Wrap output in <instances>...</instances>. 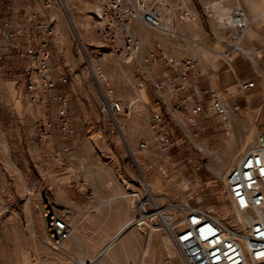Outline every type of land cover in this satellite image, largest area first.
Listing matches in <instances>:
<instances>
[{
  "label": "rangeland",
  "instance_id": "obj_1",
  "mask_svg": "<svg viewBox=\"0 0 264 264\" xmlns=\"http://www.w3.org/2000/svg\"><path fill=\"white\" fill-rule=\"evenodd\" d=\"M64 1L46 7L49 13L34 20L51 21L56 34L52 38L43 29L41 35L44 39L51 38L52 77L66 78V81L58 80L53 87H44L36 71L35 57H20L18 71L26 77L30 104L23 103V96L15 100V94L2 91L0 95V264H72L75 261V258L65 259L57 251L46 216L51 211L71 214L56 207L52 198L57 193V175L61 176L64 167L72 162L89 161L92 165L86 173L105 172L111 174V179L115 171L110 165L114 159L129 162L134 165L136 180L142 183L143 192L147 185L155 194L189 201L194 207L227 215L235 221L239 215L225 196L224 176L235 164L238 154L264 132V100L260 113L254 110L243 115L240 106L227 123L208 107L196 122L190 120L191 115L162 109L163 121L155 123L156 112L141 100L145 99L144 93L137 94L131 88L132 77H136L140 66L124 61L117 56L118 52L111 54L112 48L98 39L89 1L68 0L69 10ZM26 64L31 65L29 72L22 71ZM0 74L3 78L11 76L5 71ZM116 85L122 95L130 98L125 106L137 100L131 106V117L120 115L117 123L103 110L100 90V87ZM24 93L23 90L21 94ZM62 95L68 99L73 133L68 132L58 114ZM95 99L100 105L92 112L94 118L85 122L83 101L90 105ZM44 123L47 124L45 135ZM163 127L170 133L169 152L163 150L162 140L155 138ZM142 142H148V148H142ZM70 184H74L70 192L78 194L76 183ZM125 184L130 185L128 181ZM63 189L65 193L68 190ZM70 221L73 223L72 218ZM163 235L165 242L166 235ZM169 247L172 260L184 264L179 250L173 244Z\"/></svg>",
  "mask_w": 264,
  "mask_h": 264
},
{
  "label": "crops",
  "instance_id": "obj_2",
  "mask_svg": "<svg viewBox=\"0 0 264 264\" xmlns=\"http://www.w3.org/2000/svg\"><path fill=\"white\" fill-rule=\"evenodd\" d=\"M181 2L185 3L191 17L176 10ZM169 3L175 8L172 14L174 34L155 30L138 20L129 26L130 34L142 43L141 48L134 59L117 56L140 66L138 74H141L132 77V91L143 92L145 99L141 100L155 112L165 109L191 115L196 104L207 106L216 94L224 102L239 103L243 115L254 110L260 113L263 109L261 83L264 81V0H169ZM210 3H216L215 11L207 16L205 7ZM237 4L243 7L250 22L242 41L243 52L234 49V29L222 20L225 9ZM45 8L40 0H0V73L5 71L6 75H11L9 78L0 76V95L2 91L15 94V100L23 96L25 105L30 104L31 92L26 88V77L18 71L22 60L10 51L9 42L2 36L3 25L8 19L13 25L21 24L25 28L21 38L25 41L28 33L35 29L29 19L49 13ZM113 52L117 50L110 51ZM172 61H180L181 65L173 66ZM187 61H191L187 76L181 78ZM251 80L256 84L242 89V83ZM170 82L176 83L174 89L169 86ZM158 83H164L162 89L156 87ZM181 85H184L183 89L179 88ZM119 89L118 97L126 105L130 98L122 95ZM187 95H191L193 101L177 109ZM95 101L90 105L83 101L85 122L94 118L96 105H100L97 99ZM91 165L89 161L72 162L55 179L57 193L52 202L62 212L71 213L69 216L75 226L71 237L58 249L61 255L65 259L100 255L98 260L102 264H181L172 260L170 245L164 242L163 232L156 231L147 237L135 227L127 228L135 217V199L130 191L143 192L142 183H137L134 165L114 159L110 165L115 171L113 179L105 172L99 175L86 173ZM70 182L76 183L78 194L70 192L74 185ZM63 187L68 189L66 193ZM88 189L90 194H87Z\"/></svg>",
  "mask_w": 264,
  "mask_h": 264
},
{
  "label": "built area",
  "instance_id": "obj_3",
  "mask_svg": "<svg viewBox=\"0 0 264 264\" xmlns=\"http://www.w3.org/2000/svg\"><path fill=\"white\" fill-rule=\"evenodd\" d=\"M47 8L56 1L40 0ZM91 3V11L96 19V34L104 45L117 50L120 57L134 59L138 54L141 44L129 32V26L134 21L143 22L155 30L174 34L175 19L172 16L175 11L169 0H87ZM216 3H210L205 7V14L212 15ZM176 10H180L186 17H191L181 2ZM225 25L234 29V49L243 52L242 41L244 34L250 26L243 7L237 4L225 9L222 17ZM35 25V29L27 35V40H22L25 28L11 24L8 19L2 30V36L9 42V49L18 57H35L36 71L42 85L51 88L59 81L66 78L52 77L53 68L50 64L51 38L44 39L41 30L45 29L54 36L55 30L49 19L36 21L29 19ZM155 60V59H154ZM191 61L184 63L185 68L180 73L181 78L187 76ZM173 66L181 65L180 61H172ZM31 65L26 64L22 71L29 72ZM98 74L100 72H97ZM256 84L255 80L242 83V89H249ZM263 100L264 81L262 80ZM164 83H158L156 87L162 89ZM169 86L175 88L176 83L170 82ZM33 88V85L31 86ZM184 88V85L179 87ZM118 88L100 87L102 93L103 110L108 112L117 123L120 115L130 116L132 107L124 105L118 97ZM61 101L58 114L63 120L68 132L73 133L69 124V104L65 96H59ZM193 101L191 95H187L177 105L185 107ZM208 110L219 115L226 123L232 113H237L240 104L224 102L214 94L207 106L196 104L192 109L190 120L196 122L199 115ZM162 114L156 112L153 122H161ZM47 124L44 123L43 134L47 133ZM169 132L165 127L159 132L156 140H162L163 150L171 149ZM142 148H148V142L140 144ZM225 196L229 204L243 218L237 216L235 221L227 215L213 213L212 210H202L194 207L189 201H176L168 195H160L151 192L146 186L144 192L131 190L130 195L135 199V217L127 226L135 227L147 237L156 231L163 232L169 241L179 250L184 264H264V132L242 150L235 164L228 169L224 176ZM48 231L55 243L56 249L71 237L75 226L68 215L51 211L47 213ZM77 258L72 264H102L98 257ZM129 264H134L131 262ZM143 264V262H142Z\"/></svg>",
  "mask_w": 264,
  "mask_h": 264
},
{
  "label": "bare ground",
  "instance_id": "obj_4",
  "mask_svg": "<svg viewBox=\"0 0 264 264\" xmlns=\"http://www.w3.org/2000/svg\"><path fill=\"white\" fill-rule=\"evenodd\" d=\"M64 5H65V8L67 9V10H69V1L68 0H65L64 1ZM253 27V26H252ZM254 50V49H253ZM257 50V49H256ZM255 51V50H254ZM93 68H94V65H93ZM147 186V185H146ZM148 187V186H147ZM149 188V187H148ZM150 191H151V189H149ZM238 217L240 218V219H242L243 218V216H242V214L241 213H238ZM165 239H166V244H169V245H172V243L169 241V239L167 238V237H165ZM174 249V248H173ZM171 251H172V249H171Z\"/></svg>",
  "mask_w": 264,
  "mask_h": 264
}]
</instances>
